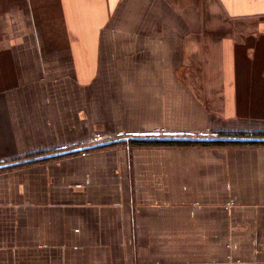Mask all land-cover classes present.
Masks as SVG:
<instances>
[{
	"label": "crops",
	"instance_id": "obj_1",
	"mask_svg": "<svg viewBox=\"0 0 264 264\" xmlns=\"http://www.w3.org/2000/svg\"><path fill=\"white\" fill-rule=\"evenodd\" d=\"M254 138L264 0H0V264H264Z\"/></svg>",
	"mask_w": 264,
	"mask_h": 264
},
{
	"label": "trees",
	"instance_id": "obj_2",
	"mask_svg": "<svg viewBox=\"0 0 264 264\" xmlns=\"http://www.w3.org/2000/svg\"><path fill=\"white\" fill-rule=\"evenodd\" d=\"M225 136V135H224ZM136 144H150V145H168V146H212V145H243L244 142L235 141L233 139L228 140H217L214 142H204L196 140H174V141H158V140H147V141H137L133 142Z\"/></svg>",
	"mask_w": 264,
	"mask_h": 264
},
{
	"label": "rangeland",
	"instance_id": "obj_3",
	"mask_svg": "<svg viewBox=\"0 0 264 264\" xmlns=\"http://www.w3.org/2000/svg\"><path fill=\"white\" fill-rule=\"evenodd\" d=\"M161 129H165V128H161ZM98 136H100L102 138V140L99 142L95 141V138ZM162 136H164V135H161V137ZM117 138L118 137H116V133L93 131L89 134V136L87 138L84 139V143L86 145H95V144H99V143L108 142V141H111V140H114ZM122 146H124V143H118V144L110 145L109 147H122Z\"/></svg>",
	"mask_w": 264,
	"mask_h": 264
},
{
	"label": "built area",
	"instance_id": "obj_4",
	"mask_svg": "<svg viewBox=\"0 0 264 264\" xmlns=\"http://www.w3.org/2000/svg\"><path fill=\"white\" fill-rule=\"evenodd\" d=\"M167 133H168V131L166 129H157L156 131H154L153 134L157 135V136H161V135H166ZM101 140H102V138L100 136L95 138V141H97V142H99Z\"/></svg>",
	"mask_w": 264,
	"mask_h": 264
},
{
	"label": "water",
	"instance_id": "obj_5",
	"mask_svg": "<svg viewBox=\"0 0 264 264\" xmlns=\"http://www.w3.org/2000/svg\"><path fill=\"white\" fill-rule=\"evenodd\" d=\"M131 139L140 140L141 138H131ZM143 139L147 140V138H143ZM149 139H152V138H149ZM174 140H176V139H174ZM177 140H184V139H177ZM204 141H208V139H204ZM211 141H213V140H211ZM252 141L263 142L264 139L254 138V139H252Z\"/></svg>",
	"mask_w": 264,
	"mask_h": 264
}]
</instances>
